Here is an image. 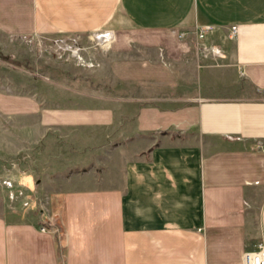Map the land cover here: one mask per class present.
Segmentation results:
<instances>
[{
  "label": "crops",
  "instance_id": "0c3cea01",
  "mask_svg": "<svg viewBox=\"0 0 264 264\" xmlns=\"http://www.w3.org/2000/svg\"><path fill=\"white\" fill-rule=\"evenodd\" d=\"M39 22L103 28L99 63L59 94L1 89L0 135L26 122L56 161L90 162L52 214L0 212V264H56L55 229L64 264H241L264 239V0H0L9 35ZM203 24L226 67L196 55Z\"/></svg>",
  "mask_w": 264,
  "mask_h": 264
},
{
  "label": "rangeland",
  "instance_id": "374dc122",
  "mask_svg": "<svg viewBox=\"0 0 264 264\" xmlns=\"http://www.w3.org/2000/svg\"><path fill=\"white\" fill-rule=\"evenodd\" d=\"M196 28L193 47L198 58L213 67L229 65L220 46L203 40L207 32L197 40ZM100 31L104 29L97 30ZM227 35L232 38L230 28ZM75 45L78 50L71 51ZM102 45L94 32L64 35L50 31L40 22L38 31L9 35L0 29V90L27 94L34 89L41 93L44 84H51L59 94L60 83L75 86L89 82L90 70L99 63ZM78 55L82 56L80 60ZM88 61L94 65L85 63ZM235 71L234 76L240 77L238 69ZM16 131L18 135L11 124L5 123L0 135V212L17 219L36 216L38 209L52 214L60 204L61 177L76 168L89 167L90 160L56 161L58 151L51 147L58 141H27L26 122L19 123Z\"/></svg>",
  "mask_w": 264,
  "mask_h": 264
},
{
  "label": "built area",
  "instance_id": "2783aa9c",
  "mask_svg": "<svg viewBox=\"0 0 264 264\" xmlns=\"http://www.w3.org/2000/svg\"><path fill=\"white\" fill-rule=\"evenodd\" d=\"M212 28H213V26H211L209 24L199 25L196 28V38H197V40L203 38L204 34L207 31L212 30ZM235 30H236L235 26H231L230 27V33L233 34L235 32ZM92 32H94L96 34L97 40H98V42H100V44H102V43L104 44L105 43L108 32H106V33L105 32L103 33L102 31L97 32V30H94ZM104 35L106 36L105 39L102 38V37H104ZM203 47H205V46L203 45ZM70 50L71 51H77L78 50L77 45L73 46V48L70 49ZM79 56L80 55H78L77 58L80 60V58L82 56H80V57ZM85 63H87L91 67L94 65V62H91V61H88V62H85ZM262 150L264 151V145H262ZM48 224L49 225H53V222L49 221ZM40 230H43V231L45 230L43 225L40 226ZM241 264H264V239L263 238L259 242L256 243L254 248L249 249L248 251H243V253H241Z\"/></svg>",
  "mask_w": 264,
  "mask_h": 264
},
{
  "label": "trees",
  "instance_id": "16d2710c",
  "mask_svg": "<svg viewBox=\"0 0 264 264\" xmlns=\"http://www.w3.org/2000/svg\"><path fill=\"white\" fill-rule=\"evenodd\" d=\"M39 211V209H38ZM53 242H54V249L56 254V264H64V255L62 252V246L60 245L61 233L56 230L52 232Z\"/></svg>",
  "mask_w": 264,
  "mask_h": 264
},
{
  "label": "bare ground",
  "instance_id": "6f19581e",
  "mask_svg": "<svg viewBox=\"0 0 264 264\" xmlns=\"http://www.w3.org/2000/svg\"><path fill=\"white\" fill-rule=\"evenodd\" d=\"M102 36V35H101ZM103 39H105L106 37H102ZM101 39V38H100Z\"/></svg>",
  "mask_w": 264,
  "mask_h": 264
}]
</instances>
